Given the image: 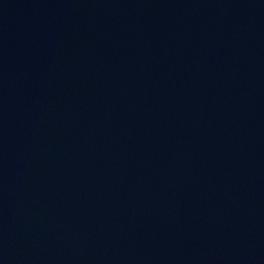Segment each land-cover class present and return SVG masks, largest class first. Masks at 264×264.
<instances>
[{
  "label": "water",
  "instance_id": "obj_1",
  "mask_svg": "<svg viewBox=\"0 0 264 264\" xmlns=\"http://www.w3.org/2000/svg\"><path fill=\"white\" fill-rule=\"evenodd\" d=\"M0 264H264V0H0Z\"/></svg>",
  "mask_w": 264,
  "mask_h": 264
}]
</instances>
